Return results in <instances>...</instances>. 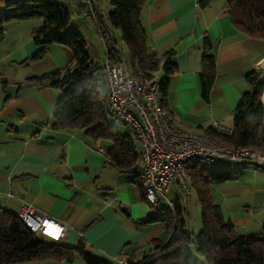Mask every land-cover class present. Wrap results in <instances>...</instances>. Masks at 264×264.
Masks as SVG:
<instances>
[{
    "label": "crops",
    "instance_id": "0c3cea01",
    "mask_svg": "<svg viewBox=\"0 0 264 264\" xmlns=\"http://www.w3.org/2000/svg\"><path fill=\"white\" fill-rule=\"evenodd\" d=\"M199 2L147 0L139 16L146 47L158 56L174 53L177 69L168 77L164 101L171 123L200 133L215 124L230 131L232 112L250 88L247 76L264 71V39L232 25L227 0H211L206 6ZM29 21L4 25L2 39L12 33V51L6 59L13 70L26 65L37 51L32 31L41 20L26 25ZM204 37L215 60L208 101L201 97L199 82ZM102 48L100 61L105 57L104 42ZM38 75L14 82L3 77L7 86L0 87V210L18 216L23 204L32 205L65 226L64 235L50 244L69 248L82 244L86 254L107 264H118L120 258L138 261L153 253L154 246L169 237L164 213L151 209L132 175L110 165L105 155L110 141L92 139L82 129L52 128L60 90L27 82ZM156 75L163 77L161 71ZM103 81L105 94V76ZM244 169L245 177L210 185L213 203L240 235L256 233L264 224V170L249 165ZM13 264L86 263L76 256L70 261Z\"/></svg>",
    "mask_w": 264,
    "mask_h": 264
},
{
    "label": "trees",
    "instance_id": "16d2710c",
    "mask_svg": "<svg viewBox=\"0 0 264 264\" xmlns=\"http://www.w3.org/2000/svg\"><path fill=\"white\" fill-rule=\"evenodd\" d=\"M146 1L109 0L112 11L107 18L109 24L120 32L121 41L128 51L127 68L133 74L141 72L151 76L161 71L160 96L164 105L168 77L177 67L173 51L158 56L147 50V35L139 17L141 6ZM210 1L200 0L199 4L206 6ZM6 6L10 10L8 14L0 15V42L5 24L40 19L41 24L32 31L37 51L30 59H41L51 44H63L71 51V60L64 68H54L27 79L29 83L60 90L52 117V128L82 129L92 139L110 141L111 146L105 152L110 165L132 175L139 186V152L131 137L119 133L115 125L107 120L109 113L103 103L105 94L98 90L97 84L90 77L100 68L99 62L91 57L78 31L64 33L69 21L66 8L57 0H15ZM225 9L237 30L250 37L264 39V0H227ZM101 36L107 57L111 61L121 62L120 52L113 45L112 38L108 36L106 40L102 32ZM202 46L199 82L201 97L208 101L215 60L206 37L202 40ZM247 80L250 88L242 94L232 112L230 133L219 132L214 128H207L204 133L228 147L264 152V71L249 74ZM6 86V79L0 75V87ZM224 163L213 168L195 164L187 171L188 186L195 192L200 206V230L197 233L189 231L185 221L186 209L177 199L172 213L168 209L161 211L165 215L169 234L166 242L155 245L153 253L138 261L126 259V264H202L195 259L206 264H264V224L256 233L237 234L233 223L224 218L221 208L213 203L210 194L211 184L240 178L248 165L255 169L261 167L243 163L240 171L239 167L227 168ZM49 241L30 233L17 215L0 210V264L49 259L70 261L76 256L86 264H107L86 254L82 244L69 248L50 244Z\"/></svg>",
    "mask_w": 264,
    "mask_h": 264
},
{
    "label": "built area",
    "instance_id": "2783aa9c",
    "mask_svg": "<svg viewBox=\"0 0 264 264\" xmlns=\"http://www.w3.org/2000/svg\"><path fill=\"white\" fill-rule=\"evenodd\" d=\"M99 65L105 76L106 111L128 124L136 136L139 145L137 182L153 211L164 209L159 203L161 197L173 212L174 201L167 196L172 185L179 187L182 197L189 196L187 171L192 165L213 168L223 162H240L264 167V152L228 147L205 133L175 127L161 102V82L156 73L135 75L119 62L111 61L106 51ZM214 129L230 133L218 124ZM18 218L33 235L48 240L64 235L63 224L38 213L30 204L22 205ZM118 264H126V259H118Z\"/></svg>",
    "mask_w": 264,
    "mask_h": 264
},
{
    "label": "rangeland",
    "instance_id": "374dc122",
    "mask_svg": "<svg viewBox=\"0 0 264 264\" xmlns=\"http://www.w3.org/2000/svg\"><path fill=\"white\" fill-rule=\"evenodd\" d=\"M11 1L15 0H0V15L9 13L10 9L6 6V4ZM57 2L66 8L69 15V21L64 33L68 34L72 30L78 31L85 40L91 57L100 62V58H102V55L104 56L102 48L104 39L101 36L102 32L103 37L106 40H108V36L112 38L113 45L120 52V65L124 68L128 67V51L121 41L120 32L117 28L112 27L108 22L107 16L109 12L112 11L109 0H57ZM34 20L38 19H30L26 25H31ZM10 27L11 26H8V29ZM11 36L12 33L10 31L0 42V72L3 77L10 82L24 81L26 76L33 74L38 75L43 72H48L54 68H64L71 60L72 54L67 46L63 44H51L48 46L46 53L41 59H29L26 65L17 66V68L14 66L15 70H13L10 62L6 59L7 53L12 51V45L10 44ZM22 36H27V33L26 35L24 33ZM90 77L97 84L98 90L101 91L104 87V73L101 68L97 69V71H95ZM107 120L109 123L115 125L119 133L128 134L132 139V143L134 144L136 151L139 152V145L136 136L130 126L128 124H124L121 120L112 117L110 114H107ZM224 164L227 168H234L237 165L240 171L243 169V163L225 162ZM261 168L264 170V167ZM247 174V169H243L242 177H245ZM167 196L173 201L178 199L180 204L186 208L185 221L187 228H201L200 206L195 192L190 187L189 196L186 198L182 197L179 187L176 185L172 186V188L168 190ZM213 197L216 201H220L214 192ZM159 203L164 209H168V204L164 198L159 197ZM195 260L202 264H206V262L199 259Z\"/></svg>",
    "mask_w": 264,
    "mask_h": 264
},
{
    "label": "bare ground",
    "instance_id": "6f19581e",
    "mask_svg": "<svg viewBox=\"0 0 264 264\" xmlns=\"http://www.w3.org/2000/svg\"><path fill=\"white\" fill-rule=\"evenodd\" d=\"M262 103H263V106H264V91H263V94H262Z\"/></svg>",
    "mask_w": 264,
    "mask_h": 264
},
{
    "label": "water",
    "instance_id": "95a60500",
    "mask_svg": "<svg viewBox=\"0 0 264 264\" xmlns=\"http://www.w3.org/2000/svg\"><path fill=\"white\" fill-rule=\"evenodd\" d=\"M264 91V90H263ZM262 94H263V92H262Z\"/></svg>",
    "mask_w": 264,
    "mask_h": 264
}]
</instances>
